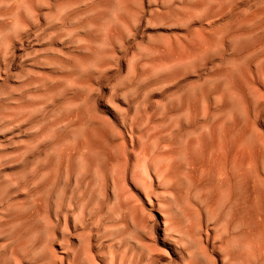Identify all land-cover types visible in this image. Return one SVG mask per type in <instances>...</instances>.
Wrapping results in <instances>:
<instances>
[{
  "label": "rangeland",
  "instance_id": "374dc122",
  "mask_svg": "<svg viewBox=\"0 0 264 264\" xmlns=\"http://www.w3.org/2000/svg\"><path fill=\"white\" fill-rule=\"evenodd\" d=\"M21 1L0 0V259L2 257L0 264L2 262L4 264L11 263L13 259H19L17 261L19 264L45 263L47 256L43 254L49 256L50 251H55L59 257L65 258V261L71 264H88V262H91V264L93 262H96L94 264H114L113 259L117 261L115 264H123L122 262L125 264L132 262L133 264H150L151 261L152 264H155L157 257H153L154 254L150 255L146 247H142V245L140 247L142 242L139 237V239L135 237L136 235H141L139 232H135L133 225L131 227L130 223L125 220L122 221V214V217H118V208L122 205H124L122 206L123 208L136 203L137 192H143L141 176L146 171L153 172L157 165L159 166L165 142L171 139L174 140L180 130L189 125L205 124L207 125L208 134L210 133L209 131H214L216 128L217 130L215 131L222 134L227 132L226 130L229 129L230 124L226 119L224 120L225 113L219 112L224 109L226 103H224V99L219 97L218 93L219 91L220 93L221 91L222 93L226 92L228 88L226 81L228 79L234 80L235 88L241 89L242 92H247L250 89L264 93V0ZM245 19H247L246 22L241 23ZM228 25L232 26L229 27ZM215 31L218 33L216 34ZM253 45L255 46L254 48H252ZM168 49L171 50V54L174 49V53L171 56L170 52L169 54L167 52ZM158 53L160 54L158 55ZM181 54L183 58L186 55L184 59L181 58ZM183 61H187L186 64H182ZM229 65L233 67L237 65V67L235 66L234 69H236L232 70L231 68L233 67L230 68ZM158 69L160 70L158 71ZM225 69H227L229 74ZM228 69L232 70V72H229L230 70ZM226 74L228 75L227 77L225 76ZM224 76L225 80L220 78ZM238 80H240L241 85L237 84ZM241 81H244L242 83H245L247 87ZM183 97L184 99H182ZM201 97H205V100ZM171 99L174 100L171 101ZM184 100L187 104L181 102ZM202 100L204 101L202 102ZM197 103L198 106L201 105L198 109ZM174 104L177 105L173 106ZM166 105H169V107ZM191 105L193 108L190 107ZM263 105L264 100L257 106V115H260L259 119L262 120H264V115H261L264 114ZM181 107L187 109L184 110ZM155 111L158 112V115ZM194 111H197L196 114ZM155 113L158 117L155 116ZM172 118L175 120L178 118V121L174 120V122ZM220 118L221 120L219 121L218 119ZM215 119L217 125L215 124ZM222 119L223 122L220 126ZM171 120L175 124L171 125ZM101 122V125L109 126L106 127V129L108 128L107 130L100 125ZM145 124H149V126H145ZM212 125L216 126L212 127L213 130L211 129ZM223 126L226 127L224 128ZM99 128H103V132ZM109 128L110 130L118 129L113 130L114 132L111 130V132L108 131ZM158 129L159 134H156L154 131L158 132ZM161 129L163 130L161 131ZM224 129H226L225 133ZM91 130L97 132V134L93 132V135H97L98 138L102 135V138L96 139L95 136L92 137ZM87 131L90 132L88 133ZM105 133L108 135L112 133V136H110L112 138H108V135L104 138ZM87 134L88 136H86ZM82 137L87 139V143L84 142L86 139ZM89 137L93 138L92 142H89L92 140ZM113 138L116 139L114 140ZM98 140L101 143L98 142L97 148L96 141ZM145 141H151V143H147L151 147L147 146V149H145L147 145ZM184 141L185 139L180 144L185 146ZM88 142L90 145H95L90 147ZM158 142H161V145ZM190 142L188 141L189 144ZM84 143L88 144L87 146L93 153H90L91 156H88V154L83 155V152L80 153L82 151L81 148L83 149V145H85ZM105 144L108 149L105 148ZM99 145L102 146L101 149H99ZM118 148L119 150H117ZM149 148L151 149L148 152L151 153L148 156L146 152ZM154 149H157L156 153L153 152ZM141 151L142 153L144 152V156ZM120 152L121 155H124H122L123 158L119 155ZM115 153L116 155H114ZM145 153L147 156H145ZM69 154L70 156H68ZM79 154L83 155V157ZM60 155L68 156V160L65 156L61 158ZM107 155L108 157H106ZM111 155L115 157L114 160ZM72 157L76 158L75 163H71L74 160ZM144 157L146 161L142 162ZM105 158H110L111 160H108V162ZM56 159L58 161L61 160L64 166L61 163L59 165ZM62 159H66L69 162ZM91 159L94 164L91 163ZM78 162L82 163V168ZM103 162L104 167H107L106 169L100 168L101 165L103 166ZM118 162L123 167V171L118 169ZM140 162L143 168L137 166L138 164L140 165ZM68 163L71 164L67 165ZM106 164L108 165L106 166ZM66 165L67 168L65 167ZM87 165L89 166L87 167ZM121 167L119 168L121 169ZM93 169H96L97 174L94 171L92 172ZM103 169L105 175L103 174L104 171L102 172ZM140 169L143 170L141 171ZM81 170H88L89 172L86 171L87 173H85L83 171L82 173ZM108 171L111 174L113 173V176H110ZM138 171H141L140 176ZM107 172L109 177H107ZM80 173L82 174L80 175ZM120 173L122 176L124 175L123 179L119 177ZM86 175L88 176L87 178ZM91 175L92 180L89 178ZM136 175L140 178L135 177ZM82 176L86 180H82ZM97 176L102 180L101 184L97 183ZM112 177H118L119 181L117 179H114L117 182L112 181ZM107 179L109 180L106 181ZM79 180L81 182H78ZM88 181H90V184L94 182V185L91 186ZM95 183L100 184L101 187H97L96 184V188L94 187L96 190H94L93 186H95ZM106 183L108 184L106 185ZM86 185H89V189L92 187V190L87 187L86 192L84 190ZM114 186L120 191L119 195H116L118 190ZM121 186L122 188L124 187V190L126 189V192L123 191ZM113 188L116 190L115 195ZM104 191L106 192L104 193ZM90 194L94 197L90 196ZM126 196L128 199L133 198L129 201ZM97 197L99 199H96ZM116 197L118 199L122 198L121 201L120 199L117 200ZM31 200L32 205L29 203ZM69 200L72 204L69 203ZM101 201L103 204H99ZM26 202L29 204L26 205ZM15 203L23 205H16ZM38 204L39 208L45 206L44 210L40 211ZM42 204L43 206H40ZM68 204H71V206L69 205L71 209L68 208ZM11 205L14 206L11 207ZM22 206H27L26 209L23 207L22 210L31 211L29 209L32 208L34 211H31L32 213L23 211L19 215V211H22L20 210ZM112 207L113 209H111ZM65 209H69L71 212L67 210L69 213H66ZM114 209H117L116 211L118 212L116 213L118 215L114 214ZM15 212H18V216ZM34 212L36 214L39 212L45 221H47L48 217L52 219L51 222L49 221L50 219L47 222L52 226L45 223L46 227L41 229V231L44 230L43 233L40 230V234L37 231L32 233L31 229L39 228V226L41 228L40 224H42L39 221V223L35 221L38 216L35 214L37 217H34ZM78 212H80L79 215L77 214ZM7 213L12 215L11 218L20 217L22 219V214L26 218L23 217L24 219L21 222H17L18 218L16 220L13 218L14 221L8 216V219ZM26 214L27 216L29 215L28 218ZM67 216L70 221L69 219L67 220ZM75 216L79 219H75ZM83 216H86L85 220ZM154 216L157 217L159 215L155 212ZM33 217L34 221H32ZM117 219L121 222L117 221ZM12 220L17 222L16 224L14 223L16 226L11 223ZM29 220L30 223L35 222L34 225L30 224L31 227L33 226L31 229L29 228ZM3 221L5 224H3ZM6 221H10V224L15 227L19 225L17 227L18 230L13 226L14 231L9 223L6 226ZM23 222L28 223L29 227L28 225L24 227L26 224ZM74 222L76 223L75 225ZM1 224L7 228V231L9 230V233L7 231L5 233V229L3 230L4 233L2 232L5 227H2ZM54 224L58 227H55ZM86 224L88 225L85 226ZM116 224L120 225L117 226ZM123 224L129 234H126L127 231L125 232ZM20 225L25 229L22 228L23 230H21ZM47 226H49V229ZM75 226L81 228H78V230ZM127 226L130 227L128 228ZM52 227L58 229H55V231ZM118 228L121 229L119 230ZM28 229L31 230L32 234L28 232ZM19 231L25 232L20 233ZM26 231L31 234L29 235L31 237H34L37 232L36 235H40L41 241L46 239L49 249L43 243L46 242L45 240L42 241L41 247L39 246L41 241H39L38 236L34 238V243H31V240L29 241L31 248L28 247L29 239L26 237L29 236ZM45 231H48V233H45ZM16 232H19L20 236L28 240L22 237L17 238L18 235H13L17 234ZM64 232L67 233L64 234ZM10 233H12L11 237ZM49 233H53L54 237L58 239L53 237L51 240L52 234ZM69 233L70 235H68ZM5 234H8V236ZM44 234L45 236L49 234L50 237L47 238ZM132 235H135L133 238L139 245L133 240ZM159 235L160 237L162 236L161 232H159ZM83 237L84 239L81 240ZM14 238L15 240L17 238L19 243H16L17 240L14 241ZM63 238H68V240L64 242ZM4 239L5 242L3 241ZM50 240L54 243H51ZM90 240L91 242H89ZM26 241L27 245L25 246L28 247H26L27 249H25V246L22 247L23 244H21ZM80 242H82L81 245ZM43 244L46 248L45 250H49L48 253H41L44 248H42ZM14 245L19 246L17 250ZM20 246L21 249H18ZM32 247H35L34 249L37 248V250L33 251ZM70 247L71 249L74 248L69 251ZM79 248H83L84 254L88 253L89 256L86 254L83 257V252L79 251ZM30 249L31 251L29 252ZM15 251L17 252L16 254L19 253L18 251L21 252L19 255H14ZM38 251L41 254L37 253L36 256L39 257L41 255V257L37 260L34 258V253ZM136 251L140 254L138 255ZM4 252H8V255L4 256ZM10 254L13 259L10 258ZM24 254L27 255L25 258ZM112 254L116 257H112ZM42 255L45 257L43 258ZM81 255L82 257H80ZM141 255H144V258ZM109 256L113 258L111 259L113 262H110ZM137 257L140 258V261H138ZM105 258L108 259L105 260ZM150 258L152 259L150 260ZM121 259L123 261L119 263ZM176 259L177 256H172L173 263H169L167 259L163 261L161 258V260L158 259L156 264H176L178 262V259Z\"/></svg>",
  "mask_w": 264,
  "mask_h": 264
},
{
  "label": "bare ground",
  "instance_id": "6f19581e",
  "mask_svg": "<svg viewBox=\"0 0 264 264\" xmlns=\"http://www.w3.org/2000/svg\"><path fill=\"white\" fill-rule=\"evenodd\" d=\"M21 1V0H20ZM22 2V1H21ZM119 7V6H118ZM130 12V11H129ZM250 13V12H249ZM245 15V14H244ZM189 18V17H187ZM251 19V17H249ZM173 20V19H172ZM179 18L177 19V22H178ZM238 20V19H237ZM247 19L243 20L241 23H243L244 21L246 22ZM252 20V19H251ZM17 21V20H16ZM249 21V20H248ZM174 22V20H173ZM172 22V24H173ZM176 22V23H177ZM236 23V22H235ZM170 24V23H169ZM233 24V23H232ZM246 24V23H245ZM229 26V25H228ZM232 26V25H230ZM229 26V27H230ZM236 26V24H235ZM227 27V26H226ZM234 28V27H233ZM230 29V28H228ZM226 31V30H225ZM224 31V32H225ZM228 31V30H227ZM241 31V30H240ZM216 34L218 33L217 31H215ZM247 33V32H246ZM215 34V33H214ZM235 34V33H234ZM166 40V39H165ZM170 40V39H169ZM234 41V40H233ZM163 42V41H162ZM231 42V41H230ZM164 44V43H163ZM192 44V43H191ZM179 45V44H178ZM164 46V45H163ZM169 47V46H168ZM205 47V46H204ZM255 46L253 45L252 48H254ZM181 48V47H180ZM211 48V47H210ZM213 49H216L214 47H212ZM251 48V47H250ZM156 49V48H155ZM160 49V48H159ZM167 49V48H166ZM172 49V48H171ZM175 49V48H174ZM174 49H173V53H174ZM246 49H249V48H246ZM245 49V50H246ZM153 50V49H152ZM170 49L165 50L168 52H170V56L173 54H171V50L169 51ZM244 50V52H245ZM255 50V49H254ZM254 50H253V53H254ZM164 51V52H165ZM179 51V50H178ZM213 51V50H212ZM231 52V51H230ZM252 52V50H251ZM180 53V51H179ZM184 53V52H183ZM97 54H99L97 52ZM155 54V53H154ZM160 53H158L159 55ZM163 54V53H162ZM166 54V53H165ZM177 54V53H176ZM175 54V55H176ZM252 54V53H251ZM156 55V54H155ZM164 55V54H163ZM180 55V54H179ZM178 55V56H179ZM184 55V54H183ZM237 55V54H236ZM186 56V55H185ZM184 56V58H185ZM190 56V54H189ZM245 56V55H244ZM251 56V55H250ZM155 57V56H153ZM173 57V56H172ZM260 57V56H259ZM264 57V56H263ZM177 58V56H176ZM181 58H183L182 54H181ZM183 58V59H184ZM239 58V57H238ZM242 58V57H241ZM156 59V58H155ZM158 59V58H157ZM160 59V57H159ZM173 59V58H172ZM175 59V58H174ZM179 60V59H178ZM174 61V60H173ZM181 62V60H179ZM238 61V60H237ZM241 61V60H240ZM172 62V61H171ZM175 62V61H174ZM173 62V63H174ZM178 62V63H180ZM187 61H183V63L186 64ZM189 62V61H188ZM159 63V62H158ZM162 63V62H160ZM172 63V65H173ZM176 65V64H174ZM103 66V65H102ZM110 66V65H109ZM237 67V65H235ZM234 66V67H235ZM229 67H233L232 65H229ZM231 68L232 70L234 69ZM151 68V67H150ZM157 68V67H156ZM161 68V66H160ZM228 68V67H226ZM236 69V68H235ZM234 69V70H235ZM160 69H158L159 71ZM230 70V69H228ZM232 70H230L229 72H232ZM225 71H227V69H225ZM238 71V70H237ZM244 71V70H243ZM235 72V71H233ZM259 72V71H258ZM225 73V72H224ZM228 73V71H227ZM246 73V72H245ZM262 73V72H261ZM219 74V73H218ZM229 74V73H228ZM242 74V73H241ZM263 74V73H262ZM216 75V74H215ZM246 75V74H244ZM261 75V74H260ZM220 76V75H219ZM226 77L228 76L227 74L225 75ZM225 76L224 77H220V78H223L225 80ZM230 76V75H229ZM243 77V76H242ZM261 77V76H260ZM264 77V76H263ZM250 78V77H249ZM248 78V79H249ZM217 79V78H216ZM251 79V78H250ZM218 80V79H217ZM208 81V80H207ZM207 81H205L207 83ZM234 81V80H233ZM231 81V79H228L226 82H227V90L225 93H220L219 91V97L221 99H224L226 103L225 104V107L224 109L220 110L219 112H224L225 113V118L224 120L226 119L230 126H229V129L226 130L224 129V133L225 134H222L220 132H217L215 130H217V128L214 130V131H209L210 133L208 134L207 133V130H206V126L205 124H201V125H196V126H193V125H189L187 127H185L184 129H182V126H181V129L178 133H177V137L174 139V140H170V141H167L165 142L164 146H163V149H162V154H161V159H160V164L159 166L157 165V167L155 168V170L153 172H145L143 174V176H141V180H142V188H143V192H137V196L138 198L135 200L136 203L134 205H128L127 207H123L124 205H122L121 207L118 208L119 210V215L116 213L118 211H116L115 209V215H118V217H122L123 215V220L122 218H120L122 221H126L128 223L131 224V227L133 225L134 227V230L135 232H139V234L141 236H138L136 235V239H139L140 238V241L142 242L140 244V247L142 245V247H146L147 248V251L149 252V254L156 256L157 257V261L158 259L161 260V258L163 259V261L165 259H167L169 261V263H173L172 262V256H177V259H178V262L176 264H264V120L262 119H259V116L260 115H257V106L259 105V103L264 100V93H261L260 91H255V90H250L247 91V92H242L241 89L238 90L235 88V85L233 84L234 82ZM237 81V80H236ZM235 81V82H236ZM250 81V80H248ZM213 82V81H212ZM244 82V81H241V83ZM163 83V82H162ZM237 84H240V80H238V83ZM245 85V83H242ZM241 85V84H240ZM246 86V85H245ZM237 87V85H236ZM242 87V86H241ZM247 87V86H246ZM245 88V87H243ZM188 89V88H187ZM221 90V88H220ZM246 90V89H245ZM215 91V90H214ZM179 92V91H178ZM184 93V92H183ZM159 94V93H158ZM204 94V92H203ZM163 96V95H162ZM178 96V95H177ZM203 96V95H201ZM218 96V95H217ZM157 97V96H156ZM159 97V96H158ZM170 97V96H169ZM181 97V95H180ZM200 97V96H198ZM206 97V96H205ZM205 97H201L202 99L204 98L205 100ZM209 97V96H208ZM218 97V98H219ZM200 98V99H201ZM210 98V97H209ZM217 98V99H218ZM157 99V98H156ZM184 99V97L182 98ZM199 99V100H200ZM161 100V99H160ZM174 100V99H171V101ZM177 100V99H176ZM202 100V102L204 101ZM169 100V102H171ZM198 101V100H197ZM181 102H184L183 104H187L184 101H181ZM161 103V102H160ZM175 103V102H174ZM199 103V102H198ZM198 103L196 104L197 106V109L198 107H200L201 105L198 106ZM213 103V102H212ZM192 104V103H191ZM205 104V102H204ZM152 105V104H151ZM160 105V104H159ZM165 105V103H164ZM177 105V104H176ZM175 104L173 106H176ZM207 105V104H206ZM169 107V105H166ZM172 106V107H173ZM264 106V105H263ZM151 107V106H150ZM158 107V106H157ZM191 108L192 105L190 106ZM211 107V106H210ZM182 108V107H181ZM196 108V107H195ZM138 109V107H137ZM184 109V108H182ZM187 109V108H185ZM184 109V110H185ZM191 110V109H190ZM200 110V109H199ZM208 110V109H207ZM219 110V109H218ZM217 110V111H218ZM177 111V110H175ZM205 111V110H204ZM158 115V112L155 111ZM160 112V111H159ZM168 112V111H167ZM182 112V111H181ZM184 112V111H183ZM197 112V111H196ZM196 112L194 111V113L196 114ZM208 112V111H207ZM155 113V116H157ZM166 113V112H165ZM216 113V112H215ZM214 113V114H215ZM153 114V113H152ZM169 114V113H168ZM205 114V113H204ZM207 114V113H206ZM210 114V113H209ZM223 114V113H222ZM138 115V114H137ZM175 115V114H174ZM187 115V114H186ZM261 115H264V114H261ZM173 116V115H172ZM193 116V115H192ZM196 116V115H195ZM202 116V115H201ZM212 116V115H211ZM158 117V116H157ZM155 117V118H157ZM208 117V116H207ZM220 117V116H219ZM224 117V116H223ZM222 117V118H223ZM198 118H199V115H198ZM210 118V117H209ZM216 118V117H215ZM134 119V118H133ZM173 119V118H172ZM178 119V118H177ZM175 120L173 119V121H178V120ZM90 120V119H89ZM152 120V119H151ZM193 120V119H192ZM191 120V121H192ZM205 120V119H204ZM208 120V119H207ZM219 121L221 120L218 119ZM137 121V120H136ZM172 121V120H171ZM172 121V124L175 122ZM216 121V119H215ZM105 122V121H104ZM193 122V121H192ZM222 122H223V119L221 121V124L220 126L222 125ZM83 123V122H82ZM171 123V122H170ZM189 123V122H188ZM191 123V122H190ZM102 124V122L100 123V125ZM111 124H113L111 122ZM124 124V123H123ZM136 124V123H135ZM175 124V123H174ZM192 124V123H191ZM214 124V122H213ZM217 125V121L215 123ZM214 124V125H215ZM134 125V123H133ZM149 126V124H147ZM145 124V126H147ZM212 125L211 126V129L212 127H216ZM102 127L104 125H101ZM113 126V125H111ZM167 126V125H166ZM165 126V127H166ZM169 126V125H168ZM177 126V125H176ZM100 127V126H99ZM105 127V126H104ZM103 127V128H104ZM106 127H109L108 125ZM105 127V129H106ZM125 127V126H124ZM143 127V126H142ZM224 128L226 126H223ZM103 128H99L102 130L103 132ZM120 128V127H119ZM173 128V127H172ZM180 128V127H179ZM104 129V130H105ZM108 129V128H107ZM106 129V130H107ZM118 129V128H116ZM115 129V130H116ZM126 129V128H125ZM168 129V128H167ZM210 129V127H209ZM112 130V129H111ZM110 128L108 131H111ZM114 130V129H113ZM112 130V131H113ZM114 130V131H115ZM163 129H161L162 131ZM213 130V129H212ZM226 130V131H225ZM100 131V130H99ZM98 131V132H99ZM111 131V132H112ZM113 131V132H114ZM171 131V130H170ZM88 133L90 131H87ZM94 132V130L92 131L91 130V134ZM119 132V131H118ZM127 132V131H126ZM156 134H159V129H158V132H156V130L154 131ZM164 132V131H163ZM165 132H166V129H165ZM101 133V131H100ZM98 133V134H100ZM107 133V132H106ZM105 133V136L104 138L108 135ZM110 133V132H109ZM121 133V132H120ZM161 133V132H160ZM168 133V132H167ZM94 134H97V132L95 131ZM154 135V133H152ZM151 134V135H152ZM155 134V135H156ZM163 135V133H161ZM160 134V135H161ZM90 135V134H89ZM122 135V134H121ZM161 135V136H162ZM167 135V134H166ZM169 135V134H168ZM88 136V134L86 135ZM95 136L96 139L98 138L97 135H93L92 134V137ZM99 136V135H98ZM109 137L108 138H112L110 136H112V133L110 135H108ZM175 136V135H174ZM173 136V137H174ZM90 138L89 139H92L90 140L89 142H92L93 141V138ZM102 138V135L100 136ZM98 138V139H101V138ZM114 137V136H113ZM120 137V135H119ZM155 137V136H154ZM160 137V136H159ZM168 137V136H167ZM84 138V137H82ZM165 138V137H164ZM86 139V138H84ZM114 140L116 138H113ZM149 139V138H148ZM185 139L184 143H185V146L184 144H180L182 143V141ZM79 140V139H78ZM105 140V139H104ZM109 140V139H108ZM113 140V142H114ZM120 140V139H119ZM150 140V139H149ZM159 140V139H158ZM157 140V141H158ZM87 139L84 141L86 142ZM181 141V142H179ZM188 141H191L190 144L188 143ZM88 142V144H89ZM97 142V148H98V144L101 143L98 141ZM99 142V143H98ZM106 142V140H105ZM134 142V141H132ZM82 143H83V140H82ZM87 143V142H86ZM94 143V142H93ZM104 143V142H103ZM126 143V141H125ZM145 143H151L150 142H146ZM159 143V142H158ZM161 143V142H160ZM159 143V145H161ZM85 144V143H84ZM87 144V145H88ZM109 144V143H108ZM124 144V142H123ZM144 144V145H146ZM73 145V144H72ZM86 144L85 145H81V147H83V149L81 148V152L83 155L85 154H88V156H91L90 153V149L89 147L87 146ZM90 145V144H89ZM91 145H95V144H91ZM90 145V147H91ZM189 145V146H188ZM124 146V145H123ZM122 146V148H123ZM139 146V145H138ZM147 146H150L151 145H146L145 146V149H147ZM94 147V146H92ZM99 149H101L102 146L99 145ZM103 147H104V144H103ZM116 147V146H115ZM143 147V146H142ZM67 148V147H66ZM96 148V147H95ZM105 148H106V144H105ZM158 148V147H157ZM160 148V147H159ZM108 149V148H106ZM105 149V150H106ZM116 150V148H114ZM151 148H149L147 150V154L148 156L150 155L149 153L151 152H148L150 151ZM42 150V149H41ZM93 151V149H91ZM114 150V151H115ZM119 150V148L117 149ZM122 150V149H121ZM156 150L157 149H154L153 152L156 153ZM95 151V150H94ZM97 151V149H96ZM104 151V149H103ZM110 154H112L110 152V150H108ZM106 151V152H108ZM112 151V152H114ZM142 151L145 152L144 149H142ZM141 151V154H143ZM152 151V150H151ZM117 152V151H116ZM126 152V151H125ZM160 152V150H159ZM66 153V152H65ZM104 153V152H103ZM122 153H124L122 151ZM145 153V156H147V154ZM93 154V153H91ZM140 154V155H141ZM74 155V154H73ZM80 155V154H79ZM83 155H80L83 157ZM109 155V154H108ZM108 155L106 157H108ZM116 155V153L114 154ZM120 156L121 155V152L119 153ZM63 156L65 155H60V157L62 158ZM70 156V154L68 155ZM68 156L66 157V159L68 158ZM75 156V155H74ZM93 156V155H92ZM105 156V155H104ZM113 160L115 157H113V155H111ZM124 156V155H123ZM122 156V158H123ZM126 156V154H125ZM142 156V155H141ZM144 156V154H143ZM59 157V156H58ZM77 158V156H75ZM79 157V156H78ZM110 157V156H109ZM128 157V156H127ZM126 157V158H127ZM158 157V155H157ZM54 158V157H53ZM64 158V157H63ZM73 158V157H72ZM75 158V159H76ZM85 158V157H84ZM83 158V159H84ZM121 158V159H122ZM60 159V158H58ZM58 159H56L58 161ZM64 159V160H66ZM74 159V158H73ZM73 160V162L71 161V163H75L76 160ZM81 159V158H80ZM102 159V158H101ZM106 159V158H105ZM143 159V158H142ZM141 159V160H142ZM155 159V158H154ZM63 160V159H62ZM63 160V161H64ZM68 160V159H67ZM66 160V161H67ZM70 160V159H69ZM89 160V159H88ZM92 160V159H91ZM107 161L108 160H111L110 158L109 159H106ZM105 160L106 163H108L107 161ZM140 160V161H141ZM149 160V159H148ZM147 160V162H149ZM153 160V158H152ZM75 161V162H74ZM86 161V160H85ZM102 161V160H101ZM143 161H146L145 160V157L144 159L142 160ZM151 161V160H150ZM62 161L59 160L58 163L60 165ZM69 162V161H67ZM65 162V163H67ZM99 162V161H98ZM120 162V161H119ZM118 162V163H119ZM71 163H68L67 165L71 164ZM79 165L81 164V168H82V163L78 162ZM92 164L93 163V160L91 162ZM117 163V165H118ZM151 163V162H150ZM84 164V163H83ZM62 166H64V163L62 164ZM67 165L65 166L67 168ZM91 165V164H89ZM87 165V167L89 166ZM96 165H99V164H96ZM108 164H106L107 166ZM117 165H112V166H117ZM121 164L119 163L118 165V169L120 171H123V167L120 166ZM102 166V165H101ZM100 168H107V167H104V162H103V166ZM112 166H110L112 168ZM137 166H140L141 167V162H140V165L138 164ZM143 166H144V163H143ZM146 166V164H145ZM149 166L151 167V165L149 164ZM84 167V166H83ZM91 167H93L91 165ZM95 167V166H94ZM98 167V166H96ZM121 167V169L119 168ZM129 167V166H128ZM57 168V167H56ZM109 168V167H108ZM114 168V167H113ZM116 168V167H115ZM125 168V167H124ZM143 168V167H141ZM153 168V167H152ZM89 170V168H87ZM97 169V168H96ZM95 169V170H96ZM118 169L116 168V170L118 171ZM138 169V168H137ZM146 169V168H145ZM86 170V171H88ZM94 169L92 170V172L94 171L96 174H97V171H95ZM109 170V169H108ZM141 171L143 169H140ZM147 170V169H146ZM84 170H81V172L83 173ZM86 171H84L85 173H87ZM91 171V170H90ZM104 171V169L102 170V172ZM110 171V170H109ZM108 171V172H109ZM115 171V170H113ZM112 171V172H113ZM137 171V170H136ZM141 171H138V175L140 176L141 174ZM89 172V171H88ZM91 172V173H92ZM107 172V177H109V174L110 176L113 174H111L109 172L108 174ZM125 172V171H124ZM123 172V173H124ZM129 172V171H128ZM134 172V171H133ZM132 172V173H133ZM80 173V175L82 174ZM115 173V172H114ZM119 173V172H118ZM105 175V171L103 173ZM125 174V173H124ZM128 174V173H127ZM136 174V173H134ZM79 175V176H80ZM116 175V174H114ZM119 175V174H118ZM90 176V175H89ZM113 176V175H112ZM78 177V176H77ZM88 176L86 175V178ZM98 177V181L97 183H102V180L100 179L99 176ZM104 177V176H103ZM106 177V176H105ZM106 177V178H107ZM119 177H122L121 179H123L124 175L122 176L121 173L119 175ZM135 177H138L137 175ZM135 177H132V178H135ZM86 178L84 179L83 176L81 177V179L83 180H86ZM90 180H92V175ZM113 178V177H112ZM118 178V177H117ZM117 178H113L112 181H114V179H117ZM126 178V177H125ZM128 178V177H127ZM131 178V179H132ZM140 178V177H138ZM138 178H136L138 180ZM73 179V178H72ZM130 179V178H129ZM95 180V179H94ZM109 179H107L106 181H108ZM118 180V179H117ZM126 180V179H125ZM140 180V181H141ZM119 181V180H118ZM75 182V181H74ZM78 182H81L80 180ZM90 181H88L89 183ZM96 182V180H95ZM114 182H117V181H114ZM113 182V183H114ZM125 182V181H124ZM123 182V183H124ZM15 183V181H14ZM77 183V182H75ZM85 183V182H84ZM82 183V184H84ZM87 183V184H88ZM94 182H92V184H90L91 186L94 185L93 184ZM95 183V186H93V189L96 190V184ZM130 183V182H129ZM133 183V182H132ZM81 184V183H80ZM79 184V185H80ZM100 184L98 185L97 184V187L100 186ZM108 183H106L107 185ZM115 184V183H114ZM113 184V185H114ZM135 184V182H134ZM105 185V184H104ZM117 185V184H116ZM115 185V186H116ZM125 185V184H124ZM137 185V184H135ZM81 186V185H80ZM84 187V185H82ZM109 186V185H108ZM114 186V188L116 189V187ZM132 186V185H131ZM87 187L89 189V185L87 186L86 185V189H84L85 191L87 190ZM95 187V188H94ZM101 187V186H100ZM103 187V186H102ZM113 187V186H112ZM113 188V189H114ZM122 188V186H121ZM124 188V187H123ZM122 188V189H123ZM98 189V188H97ZM111 189V188H110ZM114 189V195L116 194L115 191L118 190ZM137 189V188H135ZM141 189V188H140ZM89 190H92V187L91 189ZM99 190V189H98ZM112 190V189H111ZM85 191H83V193H85ZM107 191V190H106ZM104 191V193L106 192ZM110 191V190H109ZM123 191L126 192V189ZM128 192H131L129 190H127ZM87 192V191H86ZM93 192V191H92ZM95 192V191H94ZM112 192V191H111ZM110 192V193H111ZM118 194L116 195H119L120 191L118 190L117 191ZM71 193V192H70ZM82 193V194H83ZM139 193V194H138ZM73 194V193H72ZM94 194V193H93ZM101 195V194H100ZM127 195V194H126ZM42 196V195H41ZM70 196H72L70 194ZM69 196V197H70ZM90 196H93L90 194ZM102 196V195H101ZM124 196V195H123ZM83 197V196H82ZM94 197V196H93ZM92 197V198H93ZM98 197L100 198V196L98 195ZM96 198V199H99V198ZM105 197H107L105 195ZM120 197V196H119ZM122 197V196H121ZM85 199H87L85 196L83 197ZM90 198V197H89ZM102 198V197H101ZM127 198V196H126ZM133 198V197H132ZM131 198V199H132ZM84 199V200H85ZM95 199V200H96ZM107 199V198H106ZM117 200L121 199L122 198H117ZM130 198L127 200H131ZM135 199V197H134ZM72 200V199H71ZM83 200V199H82ZM91 200V198H90ZM116 200V201H117ZM11 201V200H10ZM36 201V200H35ZM86 201V200H85ZM84 201V202H85ZM98 201V200H97ZM95 201V202H97ZM103 201V200H102ZM99 202L103 204V202ZM113 201V200H112ZM88 202V201H86ZM93 202V200H92ZM94 202V203H95ZM104 202H106L104 200ZM127 202V201H126ZM27 203V202H26ZM30 205H32V200L29 202ZM29 203H27L26 205H28ZM34 203V202H33ZM69 203L72 204V202H70L69 200ZM117 203V202H116ZM120 203V202H119ZM123 203V201H122ZM13 204V203H11ZM16 204V203H15ZM14 204V205H15ZM20 204V203H19ZM19 204H16V205H19ZM71 204H68V208L71 209L69 207V205L71 206ZM14 205H11V207H13ZM20 205H23V204H20ZM115 205V204H114ZM119 205V204H118ZM117 205V206H118ZM7 206V204H6ZM10 206V204H9ZM40 206H43L40 205ZM116 206V207H117ZM5 207V206H3ZM17 207V206H16ZM23 207H25V209L27 208V206H22L20 210L23 209ZM45 207V206H44ZM43 207V208H44ZM101 207V206H100ZM115 207V206H113ZM113 207L111 209H113ZM38 208H39V204H38ZM37 210L40 209V211L44 210L43 208H39ZM4 209V208H3ZM10 209V208H9ZM19 209V208H18ZM46 209V208H45ZM69 209H67L69 211ZM103 209V207H102ZM110 209V210H111ZM15 210V209H14ZM29 210L31 211H34L32 210V208H30ZM35 210V211H37ZM66 210V209H65ZM66 210V213H69L71 211H67ZM6 211V210H5ZM13 211V210H12ZM19 211V210H18ZM23 211H27V210H22V211H19V215H21L20 213H22ZM31 211H27L26 213L28 212H31ZM10 212V211H9ZM157 212L159 216L155 217L154 216V213ZM12 213V212H10ZM16 213V212H15ZM14 213V214H15ZM18 213V212H17ZM16 213V214H17ZM32 213V212H31ZM44 213V212H43ZM63 213V212H62ZM73 213V212H72ZM8 214V213H7ZM36 213L34 212V217L37 215L38 216V219L35 220L36 222H40L42 224L41 225V228L39 226V228H33L31 229V225L30 224H33L35 222H31L30 223V220L28 221V223L26 224V222L24 224H26L24 226V224H22V226L26 227L28 225V227L32 230V233H34L35 231H37L38 233L41 231V229H44L46 227V225H48L49 223L47 222H51L52 219H50V217H48V219H50L48 221V219H46L47 221H45V219L43 217H41L40 213L37 212V214L35 215ZM74 214V213H73ZM78 215L80 214V212L77 213ZM122 214V215H121ZM30 215V213H29ZM28 215V216H29ZM61 215V214H60ZM64 215V213L62 214ZM67 215V214H66ZM77 215V217H78ZM85 215V214H84ZM11 218L12 215L11 214H8L7 215V218L9 219V217ZM18 216V214H17ZM22 216L24 218L25 215L22 214ZM27 216V214H26ZM27 216V218H28ZM36 216V217H37ZM43 216V215H42ZM23 217H21L22 219H24ZM34 217H33V220L34 221ZM52 217V216H51ZM65 217V215H64ZM76 216L74 217L75 219H79L77 218ZM84 217V220L86 218V216H83ZM83 217H82V220H83ZM3 218V217H2ZM5 218V217H4ZM15 218V220L18 218L19 220L17 222H21L22 219H20V217H13ZM11 218V219H13ZM32 218V216H31ZM29 218V219H31ZM40 218V219H39ZM42 218V219H41ZM47 218V217H46ZM112 218V217H111ZM59 219V218H57ZM56 219V220H57ZM69 219V217L67 216V220ZM81 219V218H80ZM88 219V218H87ZM14 220V219H13ZM12 220V221H13ZM14 220V221H15ZM27 220V219H26ZM66 220V221H67ZM76 220V222H77ZM90 220V219H89ZM116 220V219H115ZM12 224H16L17 222H12ZM25 221V220H23ZM70 221V219H69ZM87 221V220H86ZM117 221H120L119 219H117ZM38 222V223H39ZM60 222H61V219H60ZM59 222V223H60ZM68 222V221H67ZM66 222V223H67ZM121 222V221H120ZM10 224V221H6V226H8ZM46 223V225H45ZM111 223V222H110ZM117 223V222H116ZM3 224L4 221H3ZM12 224H10L11 227ZM69 224V223H67ZM76 223L74 222V225ZM78 224H79V221H78ZM125 224V222H124ZM124 224L122 225L124 227ZM37 225V224H36ZM35 225V227H36ZM51 225V224H49ZM55 225V224H54ZM84 225V224H83ZM88 224H86L85 226H87ZM90 225V223H89ZM92 225H94L92 223ZM117 225V224H116ZM120 225V224H118ZM117 225V226H118ZM1 226L3 227L4 225L1 224ZM16 226V225H15ZM14 226V227H15ZM19 225H17L18 227ZM21 226V225H20ZM21 226V230H23ZM52 226V225H51ZM51 226H50V229H51ZM64 226V225H63ZM84 226V227H85ZM113 226V225H112ZM111 226V227H112ZM5 227V226H4ZM13 227V230L15 231V229H17V227H15L14 229ZM48 229H49V226H47ZM55 227H58L55 225ZM67 227V226H66ZM77 227L78 228H81V227H78V226H75V228ZM128 227V226H127ZM130 227V226H129ZM128 227V228H129ZM9 229H12L10 227H8ZM20 228V227H19ZM74 228V226H73ZM114 228V227H113ZM125 229V232L126 234L128 233V230H126V227H124ZM1 229V228H0ZM5 229V233H6V227L2 229V232L4 233V230ZM25 229V228H24ZM28 229V232L31 233V230ZM47 229V228H46ZM45 229V230H46ZM52 229H54L52 227ZM56 230L58 228H55ZM54 229V230H55ZM70 229V227H69ZM91 229V228H90ZM119 229V228H118ZM117 229V230H118ZM121 229V228H120ZM119 229V230H120ZM131 229V228H130ZM18 230V229H17ZM16 230V231H17ZM30 230V231H29ZM34 230V231H33ZM40 230V231H39ZM53 230V231H54ZM55 230V231H56ZM68 230V229H67ZM74 230V229H72ZM76 230V229H75ZM74 230V231H75ZM79 230V229H78ZM124 230H122L124 232ZM1 231V230H0ZM9 231V230H8ZM7 231V232H8ZM51 231V232H53ZM62 231H65V230H62ZM71 231V230H70ZM77 231V230H76ZM132 231V230H130ZM20 233L22 232H25V231H19ZM18 232V233H19ZM36 232V233H37ZM42 233L44 232V230L41 231ZM68 232V231H67ZM66 232V233H67ZM91 232V231H90ZM88 232V233H90ZM122 232V233H123ZM159 232H161V237L159 235ZM9 233V232H8ZM12 233H14L12 231ZM10 233V237H11V234ZM17 233V232H16ZM13 234V235H18L17 238H23L25 239L23 236H20L21 234ZM28 234L27 231H26V234L29 236L31 234ZM35 233V236L34 237H26L28 239H25V240H28V245H27V241L25 243H21L23 244L22 247H24L25 245H27L28 247L31 246L30 244V240H31V243H34V238H36V236H38V238L40 237V233L36 235ZM45 233H48V231H45ZM64 232V234H66ZM71 233V232H70ZM70 233L68 235H70ZM74 233V232H73ZM78 233V232H77ZM80 233V232H79ZM87 234V232H85ZM25 234V235H26ZM49 234H52L53 233H49ZM48 234V235H49ZM56 234V233H55ZM96 234V233H95ZM94 234V235H95ZM129 234V233H128ZM134 234V232H133ZM8 236V234H5ZM4 235V236H5ZM24 235V233H23ZM44 236L45 237H50L49 236ZM51 235V240L52 238L55 236ZM67 235V236H68ZM43 236V235H42ZM57 236V235H56ZM131 236V235H130ZM133 236L135 235H132V238ZM14 237V236H13ZM12 237V238H13ZM69 237V236H68ZM86 237V236H85ZM95 238H97L96 236H94ZM139 237V238H138ZM5 238V237H4ZM16 238V240H17ZM33 240H32V239ZM37 238V239H38ZM56 237H54L55 239ZM100 238V237H99ZM11 239V238H10ZM9 239V240H10ZM36 239V240H37ZM58 239V238H56ZM71 239V238H70ZM75 239V237H74ZM84 239L81 238V240ZM92 239V238H91ZM8 240V239H7ZM14 241L15 238L13 239ZM22 240V239H20ZM46 241V239H44ZM42 240V241H44ZM50 240V241H51ZM62 240V239H61ZM64 242L65 240H68V238H63ZM77 240V239H76ZM100 240V239H98ZM133 240H135L133 238ZM5 242V239L3 240ZM33 241V242H32ZM38 241V240H37ZM39 241L40 238H39ZM41 242L40 243V247H41ZM55 241V240H54ZM75 241V240H74ZM78 241V240H77ZM84 241V240H83ZM94 241V240H93ZM101 241V240H100ZM3 242V243H4ZM9 242V241H8ZM18 242V240L16 241V243ZM20 242H23V241H20ZM36 242V241H35ZM56 242V241H55ZM59 242V241H58ZM91 242V240L89 241ZM88 242V243H89ZM135 242H137L135 240ZM12 243V242H11ZM15 243V242H13ZM12 243V244H13ZM15 243V244H16ZM19 243V242H18ZM45 243V247L47 246V248L49 249V245H47V241L46 242H43ZM47 243V244H46ZM50 243V242H49ZM51 243H54L53 241H51ZM67 243V242H66ZM72 243H73V240H72ZM20 244V245H21ZM38 244V243H36ZM35 244V245H36ZM58 244V243H57ZM65 244V243H64ZM76 244V243H75ZM74 244V245H75ZM82 244V242H80V245ZM101 244V243H100ZM99 244V245H100ZM137 244L139 245V243L137 242ZM30 245V246H29ZM56 245V243H55ZM69 245V244H67ZM66 245V246H67ZM73 245V246H74ZM79 245V247H80ZM92 245V244H91ZM113 245V244H112ZM111 245V246H112ZM135 245V244H134ZM4 246V245H2ZM6 246V245H5ZM25 246V249H27L28 247ZM59 246V245H58ZM71 246V245H70ZM88 246V245H87ZM104 246V245H103ZM108 246V245H106ZM16 247V250H17V247H19L18 245H14V248ZM27 247V248H26ZM44 247V244L42 245V248ZM43 248V250H45L46 248ZM62 247V246H61ZM64 247V246H63ZM91 247V246H90ZM98 247V245H97ZM109 247V246H108ZM10 248V246H9ZM31 248V247H30ZM33 249L35 247H32ZM39 248V247H38ZM41 248V250H42ZM56 248V247H54ZM58 248V247H57ZM56 248V249H57ZM60 248V247H59ZM74 248V247H73ZM72 248V249H73ZM110 248V247H109ZM108 248V249H109ZM3 249V247H2ZM12 249V248H10ZM18 249H21V246L20 248ZM23 249V248H22ZM40 249V248H39ZM47 251H41L42 252H47L48 253V250ZM71 251V247L69 248ZM80 249V248H79ZM83 249V248H82ZM82 249H80L79 251H82ZM104 249V248H103ZM106 249V247H105ZM104 249V250H105ZM107 249V250H108ZM145 249V248H144ZM14 250V249H13ZM12 250V251H13ZM37 250L34 249L33 251ZM88 250V249H87ZM5 251V250H4ZM9 251V250H8ZM28 252V250H26ZM31 251V249L29 250V252ZM67 251V250H66ZM78 251V250H77ZM76 251V252H77ZM78 251V252H79ZM84 251V250H83ZM82 251V252H83ZM96 251V250H95ZM141 251V250H140ZM14 252V251H13ZM19 253L16 254L17 252L15 251L14 255H19L21 251H18ZM24 252V251H23ZM22 252V253H23ZM28 252V253H29ZM40 251L38 252H35L34 255L36 256L37 253H39ZM74 252V253H76ZM137 252V251H136ZM5 253V252H4ZM8 253V252H7ZM5 253L4 256L7 254ZM12 253V252H11ZM26 254V252H24ZM33 253V252H31ZM39 253V254H41ZM64 253V252H63ZM112 253V252H111ZM138 255L140 254L139 252H137ZM145 253V251H144ZM142 253V254H144ZM23 255L24 258L25 256L27 255ZM38 254V255H39ZM68 254V253H67ZM88 254V253H86ZM86 254H84L83 252V257L84 255L86 256ZM107 254V253H106ZM1 255V254H0ZM8 255V254H7ZM43 255H46V262L45 263H40V264H71V263H68L65 261V258H62V257H59L57 255V253L55 251H50L49 253V256L47 254H43ZM42 257L44 258L45 256ZM63 255V254H61ZM70 255V254H69ZM94 255V254H93ZM145 255V254H144ZM144 255H141L142 258H144L143 256ZM149 255V256H150ZM11 256V254H10ZM9 256V257H10ZM22 256V255H20ZM19 256V257H20ZM29 256V255H28ZM37 260L39 257H41V255H39V257H35ZM89 256V254H88ZM87 256V258H88ZM112 257H116L114 254L111 255ZM148 256V257H149ZM7 257V256H6ZM30 257V256H29ZM33 257V256H32ZM74 257V256H73ZM82 257V255L80 256ZM94 257V256H93ZM92 257V258H93ZM104 257V256H102ZM110 257V256H109ZM112 257H110V260L113 259ZM140 257V256H139ZM155 257V258H156ZM4 258V257H3ZM10 258L13 259V257L11 256ZM23 258V259H24ZM71 258V257H70ZM69 258V259H70ZM86 258V257H85ZM86 258V259H87ZM90 258V257H89ZM118 258V257H117ZM138 258V257H137ZM165 258V259H164ZM2 259V257H1ZM0 259V260H1ZM22 259V258H21ZM40 259V258H39ZM84 259V258H83ZM108 258H105V260H107ZM136 259V258H135ZM140 261V258H138ZM152 258H150L151 260ZM176 259V260H177ZM19 259H13V261L11 263H8V261L10 262V260L8 259V261H6V263L8 264H19L17 261ZM43 260V259H42ZM71 260V259H70ZM78 260V258H77ZM82 260V259H81ZM114 260V264L115 262H117L115 259ZM113 260H111L110 262H113ZM118 260V259H117ZM159 260V261H160ZM174 260V259H173ZM2 261V260H1ZM29 261V260H28ZM34 261V259H33ZM41 261V260H40ZM39 261V262H40ZM45 261V259H44ZM85 261V260H84ZM87 261V260H86ZM90 261V260H89ZM93 261H94V258H93ZM92 261V262H93ZM98 261V260H97ZM123 260L121 259L119 263H121ZM155 261V260H154ZM157 261L155 262V264L157 263ZM22 262V261H21ZM32 262V261H30ZM37 262V261H36ZM76 263V261H74ZM73 262V263H74ZM81 262V261H79ZM88 262V261H87ZM85 262V263H87ZM136 262V261H135ZM150 262V261H149ZM162 262V261H161ZM166 262V261H165ZM175 262V261H174ZM1 263V262H0ZM24 263V262H23ZM35 263V262H34ZM96 263V262H93V264ZM123 264H125L124 262H122ZM2 264H4L2 262ZM28 264V263H27ZM36 264V263H35ZM38 264V263H37ZM88 264H91V262ZM108 264V263H107ZM109 264H113V263H109ZM129 264H133L132 263H129ZM138 264V263H137ZM152 264V261L151 263Z\"/></svg>",
  "mask_w": 264,
  "mask_h": 264
}]
</instances>
